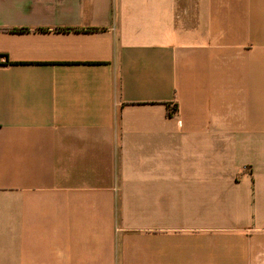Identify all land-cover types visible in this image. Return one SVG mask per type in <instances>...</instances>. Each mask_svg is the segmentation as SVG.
<instances>
[{"label":"crops","instance_id":"0c3cea01","mask_svg":"<svg viewBox=\"0 0 264 264\" xmlns=\"http://www.w3.org/2000/svg\"><path fill=\"white\" fill-rule=\"evenodd\" d=\"M0 264H264V0H0Z\"/></svg>","mask_w":264,"mask_h":264},{"label":"trees","instance_id":"16d2710c","mask_svg":"<svg viewBox=\"0 0 264 264\" xmlns=\"http://www.w3.org/2000/svg\"><path fill=\"white\" fill-rule=\"evenodd\" d=\"M172 107H170V112H172V109H171Z\"/></svg>","mask_w":264,"mask_h":264}]
</instances>
